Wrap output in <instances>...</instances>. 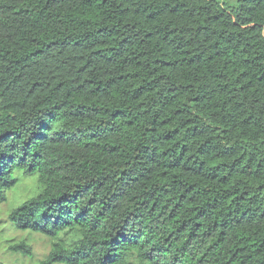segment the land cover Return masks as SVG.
I'll use <instances>...</instances> for the list:
<instances>
[{"label": "trees", "instance_id": "trees-1", "mask_svg": "<svg viewBox=\"0 0 264 264\" xmlns=\"http://www.w3.org/2000/svg\"><path fill=\"white\" fill-rule=\"evenodd\" d=\"M28 177L38 264H264V0H0V203Z\"/></svg>", "mask_w": 264, "mask_h": 264}, {"label": "rangeland", "instance_id": "rangeland-1", "mask_svg": "<svg viewBox=\"0 0 264 264\" xmlns=\"http://www.w3.org/2000/svg\"><path fill=\"white\" fill-rule=\"evenodd\" d=\"M38 189V182L35 177L21 178L16 186L9 192L8 200L0 203V228L4 229L3 234H0V239L5 236L14 240L27 239L32 245L34 256L33 258L26 257L22 259L17 255L6 253V250L0 245V264H38L39 260L45 259L50 253L54 241V237L45 235L36 231H23L19 228H10L6 222V217L13 207L20 202L35 194ZM62 239L70 241L71 236L63 233Z\"/></svg>", "mask_w": 264, "mask_h": 264}]
</instances>
